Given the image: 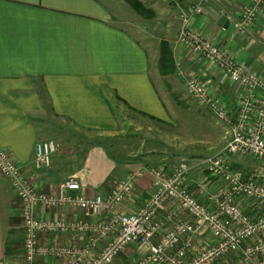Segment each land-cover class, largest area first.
<instances>
[{
    "label": "crops",
    "instance_id": "0c3cea01",
    "mask_svg": "<svg viewBox=\"0 0 264 264\" xmlns=\"http://www.w3.org/2000/svg\"><path fill=\"white\" fill-rule=\"evenodd\" d=\"M195 1L171 0L178 26L180 11ZM249 5L250 0H216L192 19L191 26L264 75V11L244 35L220 33L228 27L221 12L237 16ZM124 6L129 8L123 0H0V150L10 153L38 193L58 196L67 179L76 180L80 194L87 197L109 194L114 183L134 173L153 181L144 160L130 156L128 146L136 136L143 137L146 121L169 120L168 88L157 67L162 39L151 51L144 19L124 15ZM168 42L176 72L199 70L212 92L235 110L237 88L214 68L198 66L188 56L185 60L178 36ZM54 136L83 146L84 154L53 155L51 169L40 171L34 164L35 144ZM228 160L240 173L264 178V169L252 168L255 162L264 163L248 156ZM190 182V194L197 195L190 190L195 182ZM203 193H198L201 201L207 196ZM21 212L22 203L0 174V264L12 263L14 221ZM80 216L66 207L38 206L34 214L37 220L61 222L80 221ZM40 236L41 247L63 244ZM38 263L55 261L41 257Z\"/></svg>",
    "mask_w": 264,
    "mask_h": 264
},
{
    "label": "built area",
    "instance_id": "2783aa9c",
    "mask_svg": "<svg viewBox=\"0 0 264 264\" xmlns=\"http://www.w3.org/2000/svg\"><path fill=\"white\" fill-rule=\"evenodd\" d=\"M215 1L196 0L194 4L180 11L178 42L198 66L214 68L239 91L237 106L232 110L212 92L209 81L201 77L199 70L192 69L186 74L189 95L229 132V140L223 150L198 164L204 166L211 177L228 185L227 193L221 200L216 197L211 198L219 213L208 211L189 193L187 180L192 167L185 162L180 163L169 175H165L160 169L151 170L153 191L139 209L130 214H122L117 212V208L132 192L141 173L130 174L125 179L117 181L106 196L87 197L80 194V184L74 179H67L60 184L58 196H48L35 191L10 153L0 150V174L22 203L25 264H34L38 256L62 258L66 260V264H79L81 256L85 255L86 252L81 253L65 246H39V236L44 233L92 232L93 236L90 239L92 247L97 241L109 237L105 247L91 264H111L125 247L133 243L148 246V255L139 264L166 262L179 264L176 261L181 262L186 250L191 248V241L188 238L184 244L178 246L179 239L194 234L198 228L209 226L214 237L220 240L218 248L198 253L191 263L206 264L228 248L264 232V218L253 220L235 203L236 196L264 200V185L253 180H244L241 174H233L227 163L230 156H248L264 163V75L239 63L231 52L217 46L191 26L192 19L204 14L207 6ZM262 11H264V0H250V5L237 16L221 12L228 27L220 28V33L226 34L232 31L235 35H244ZM56 151L57 145L53 140L37 142L34 147L36 168L49 169ZM169 200H174L191 216L195 220V225L177 224L159 243L152 244L151 240L160 228V224L154 219ZM38 206L68 207L81 212L85 218H95L105 214L108 218L103 226L98 227L88 226L80 221L37 220L34 214ZM173 247H176V255L175 258L169 259L165 252ZM257 253H264V242H260L249 252L250 255ZM252 264H264V261L252 262Z\"/></svg>",
    "mask_w": 264,
    "mask_h": 264
},
{
    "label": "rangeland",
    "instance_id": "374dc122",
    "mask_svg": "<svg viewBox=\"0 0 264 264\" xmlns=\"http://www.w3.org/2000/svg\"><path fill=\"white\" fill-rule=\"evenodd\" d=\"M138 1L152 10L155 14V17L151 20L144 19L145 32L149 35L148 45L150 46V50L152 51L156 48L160 39L166 41L173 39V41H175L176 36H178L179 26L175 10L170 9L171 5L169 4H171V0ZM148 4L152 6V8L148 7ZM153 7L157 9H155L157 12L160 11L161 15L156 14ZM123 10L124 15L135 17L134 13L128 7L126 8L124 6ZM164 10L170 13L164 14ZM185 53L187 54L185 57L186 60L187 56L189 58L190 55L186 51ZM191 63H193V61H191ZM193 67L198 68L195 63ZM186 77L185 72L177 71L175 74L165 78L164 82L166 84L165 86L168 88L167 91L169 94V99L166 104L169 120L167 123L146 121V127L142 131L143 137L136 136L135 139L132 140L131 145L128 146L131 150L128 154L130 156H136L137 159L141 158L144 160V166L149 169L148 171L150 174L151 170L162 168V172L165 175H169L180 163L185 162L189 164L192 169L189 173L190 179L188 178L187 185L191 184V180L194 181V187H190V190H192V192H195V190L198 191L197 195L194 194L193 197L199 202L201 201L200 194L203 195V192L206 191L207 196L204 198L206 203L205 200H202L201 202L204 204L202 205L210 212L219 213L211 198L216 197L221 200L227 193L228 185L224 181L211 177L204 166L198 164L223 150L229 140V132L227 128L219 124L205 108L199 106L193 97L189 95L187 92ZM44 140H53L56 143L57 151L54 155L57 157L66 155L82 158L84 154L83 146L77 147L68 144L65 141L58 140L55 136ZM227 163L233 174H241L244 180H253L256 183L264 185V178L253 177L252 174L247 172L244 174L240 173V171L230 165V160H228ZM262 166L264 165L255 162L252 168L260 171L264 169ZM51 167L49 169H51ZM49 169L39 170L47 171ZM142 176L143 175L137 179L132 192L125 198L121 206H118L117 212L130 214L136 211L143 205L145 199L153 191V181L151 182L148 175L147 178L144 177L143 179ZM197 183H199L198 186L195 185ZM196 186L198 188H195ZM200 187L203 188L202 191L199 190ZM235 203L242 212L245 211L244 213L252 217L253 220L260 217L264 218V200L246 196H236ZM247 206L253 211L249 212ZM119 209L121 211H119ZM19 217V219L14 221L16 231L13 234L16 240V247L14 249V254H12L11 264H25L23 248L24 232L21 216ZM80 218L82 224L98 227L99 225L103 226L107 222L108 215L105 214L95 218L80 216ZM154 221L160 224V228L158 233L153 236L151 240L152 244L159 243V241L165 237L169 231L173 230L177 224L188 223L195 225V220L183 211L174 200H169L163 205ZM41 236L43 238L46 237V239L57 238L63 241L62 246L74 248L81 253L86 252L84 256H81L79 264H91V262L99 256L106 245V241L109 239L108 237L104 240H99L96 242L95 246L92 247L90 245V239L93 236L92 232L83 231L70 234L44 233ZM187 238L191 241V248L186 250L185 256L181 262L176 261L179 264H191L198 253L212 248L217 249L220 243V240L214 237L212 229L209 226L198 228L196 232L190 236L181 237L178 246L184 244ZM260 242H264V232H260L252 238L228 248L225 252L218 254L206 264H252V262L264 261V253L249 254ZM51 247L57 246L51 245ZM175 252L176 247L168 249L165 252L166 257L169 259L175 258ZM147 255V245L133 243L125 247V249L114 258L111 264H139ZM37 258L41 257L38 256ZM53 260L55 264L56 262L57 264H66V260L62 258H53ZM34 264H36V261ZM163 264H170V262Z\"/></svg>",
    "mask_w": 264,
    "mask_h": 264
},
{
    "label": "trees",
    "instance_id": "16d2710c",
    "mask_svg": "<svg viewBox=\"0 0 264 264\" xmlns=\"http://www.w3.org/2000/svg\"><path fill=\"white\" fill-rule=\"evenodd\" d=\"M123 1L129 6V8L137 16L145 20H151L155 17L154 12L149 8L145 7L140 1L138 0H123ZM157 67L160 76L163 78L173 75L176 72L172 48L170 43L166 40H161L159 43V57H158Z\"/></svg>",
    "mask_w": 264,
    "mask_h": 264
}]
</instances>
